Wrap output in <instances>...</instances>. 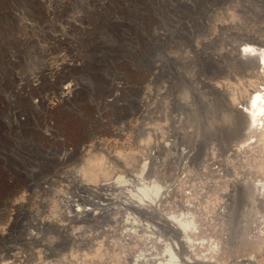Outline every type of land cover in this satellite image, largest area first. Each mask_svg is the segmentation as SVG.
<instances>
[{
	"label": "rangeland",
	"instance_id": "374dc122",
	"mask_svg": "<svg viewBox=\"0 0 264 264\" xmlns=\"http://www.w3.org/2000/svg\"><path fill=\"white\" fill-rule=\"evenodd\" d=\"M245 38L264 0H0V264H264Z\"/></svg>",
	"mask_w": 264,
	"mask_h": 264
},
{
	"label": "bare ground",
	"instance_id": "6f19581e",
	"mask_svg": "<svg viewBox=\"0 0 264 264\" xmlns=\"http://www.w3.org/2000/svg\"><path fill=\"white\" fill-rule=\"evenodd\" d=\"M256 43H259V42L255 38H245V39H242L241 40V43H240L241 44V49L237 51L239 53L234 54V55H236V57H234V58L238 61V63H236V64H240L241 65V68H242V69L240 68L241 71H244L245 70L247 72V70H249V69L250 70L252 69V70L255 71V69H256L257 73H263L264 74V49H262V48H260L258 46H255ZM235 51H236V49H235ZM221 54L223 55L224 53H221ZM225 54H226V56L229 55L227 53H225ZM223 56H225V55H223ZM223 56H221V57H223ZM231 57L233 58V56H231ZM212 59L215 61L216 60V57L215 58L213 57ZM217 59L219 60V57ZM222 59L224 60V58H222ZM226 59L228 60V58H226ZM218 60H217V62H218ZM227 60H225V61H227ZM232 60H234V59H232ZM229 63H232V62L229 61ZM222 71H224V70H222ZM238 71H239V69H238ZM241 71H240V74H241ZM220 72H221V70H220ZM227 74L228 73H226V75ZM247 74L248 73H246V75ZM218 75H220V74H218ZM229 75H231V74H229ZM229 75H228V77H230ZM223 76H224V74H223ZM223 76H220V78L223 77ZM220 78H218V79H220ZM225 78H227V76ZM218 84H219V82H218ZM218 84H216V85H218ZM219 85H221V84H219ZM219 85H218V87H219ZM236 110H237L236 115H238V118H237V120H238L237 123L238 124H236V125L239 126L238 127L239 128V130H238V136L240 137V140L241 141L243 140L244 143H246L245 141H248L249 142V140H250L251 144H253L254 142L256 143V142H260L261 141V144L259 143L260 146H261V148L258 149L259 151H257V154H260V156H259L260 158L257 157V158H259V160H257V162H255L256 163L255 166H256V168L257 167L258 168H262L264 166V86H262L261 88L260 87H257L255 89H251L250 90V93H249V96H248V99L246 100V102H244ZM235 123H236L235 121H233V123L230 121V125H232V124L235 125ZM240 143H242V142H240ZM247 144L248 143H246V145ZM243 146H245V145H243ZM90 154L91 153L87 154V157L84 158V160L82 162L81 169L79 171V173H81V175L84 178L95 177L96 174L99 173V171H103L101 157H99V155H90ZM257 158L255 157V159H257ZM142 165H143L142 166V169L146 167L144 164H142ZM123 179L124 178H122L121 176H119L116 181L117 182H122V181H124ZM258 183H259V181H258ZM146 184H148V183H146ZM142 185H141L142 187L137 192H132V191L129 190L130 191L129 197L131 196L132 200L136 199L135 201H137V202H142V201H144V199L146 200V198H149V200H153L152 196L153 195L156 196L158 194V192H159V188L160 187L158 186V184L157 185H156V183L153 184L152 185L153 187L150 186V185H144V183ZM251 185H253V184L251 183ZM245 191L247 192V189ZM245 191H242V194L245 193ZM248 191L251 192V190H248ZM152 193H153V195H152ZM245 195H246V193H245ZM243 196H244V194H243ZM131 198L129 200H131ZM154 198L156 199V197H154ZM132 200H131V202H132ZM143 203H141V204H143ZM177 217H172V220H174V222H176L177 225L179 224L178 226H180V228L182 230L186 231L187 228L189 227V223L187 221H185L183 218L180 219V218H177ZM187 240H188V237H187ZM168 250H170V251H168ZM168 250H166L167 256L170 255V257H169L170 259L168 261H170V263L172 264L174 262L175 258L177 259V257H175V254H174L175 252L173 253L171 251L172 248L171 249L169 248ZM167 263L169 264V262H167ZM176 264H177V262H176Z\"/></svg>",
	"mask_w": 264,
	"mask_h": 264
}]
</instances>
